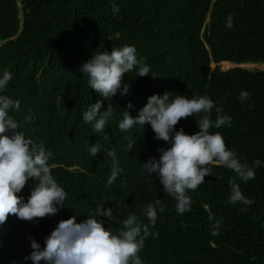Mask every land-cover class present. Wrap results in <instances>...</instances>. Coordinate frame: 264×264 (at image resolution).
<instances>
[{
  "label": "trees",
  "instance_id": "1",
  "mask_svg": "<svg viewBox=\"0 0 264 264\" xmlns=\"http://www.w3.org/2000/svg\"><path fill=\"white\" fill-rule=\"evenodd\" d=\"M125 45L135 47L149 75L125 73L129 94L104 99L79 66L91 55ZM223 61L264 63V0H0V78L5 71L12 74L0 95L20 102L19 111L9 114L18 121V131L51 153V174L67 194L55 216L31 222L9 216L0 225V264H32L24 259L32 251L29 237L43 248L61 219L75 215L80 222L101 205L111 207L116 219H97L114 233L131 214L149 226L138 253L143 264H264V69L211 66ZM241 91L249 93L243 103ZM164 92L206 95L231 117L230 126L210 131L219 132L242 162L261 161L255 179L237 178L243 195L254 203L228 204L229 180L236 174L209 165L212 175L187 193L191 210L177 214L176 201L164 193L157 175L149 177L143 169L150 157L159 158L158 148L168 145L154 138L148 123L127 132L118 128L124 109L135 117L150 95ZM58 96L63 103H57ZM97 100L100 111L112 109L103 132H94L82 118ZM202 115L181 119L176 128L192 134ZM211 119H216L215 108ZM93 144L100 147L95 156L89 151ZM112 149L123 171L108 186ZM35 183L30 179L18 193L25 202ZM157 199L166 207L159 212L157 206L153 226L144 211ZM217 220L222 223L214 236Z\"/></svg>",
  "mask_w": 264,
  "mask_h": 264
},
{
  "label": "clouds",
  "instance_id": "2",
  "mask_svg": "<svg viewBox=\"0 0 264 264\" xmlns=\"http://www.w3.org/2000/svg\"><path fill=\"white\" fill-rule=\"evenodd\" d=\"M226 26L232 27V14ZM133 70L140 77L148 76L150 72L149 66L137 59L136 49L131 45L113 47L110 52L91 55L78 69L87 76L90 88L104 99H110L117 92L121 96L129 94V85L123 77ZM11 75L9 71L3 73L0 91L7 86ZM239 99L245 102L249 99V93L241 91ZM57 103H63L62 96L57 97ZM132 107L129 102L127 108ZM101 108L102 102L97 100L83 113L84 122L92 123L94 132H103L112 115L111 107L107 106L103 111H100ZM214 108L216 119L213 122L211 113ZM19 109L18 100L0 95V225H4L9 216L29 222L36 218L55 216L65 207L67 196L51 174L48 165L51 153L46 152L43 144L33 142L22 131H18L20 125L9 112ZM194 114H203L196 121L198 131L188 134L183 128H176L181 119L193 117ZM30 119L25 117L26 122ZM145 123L150 124L154 138L164 141L168 147L158 148L159 158L150 157L143 163V169L149 177L152 173L157 175L164 193L176 201L177 214L182 215L191 210L192 198L187 193L196 190L206 176L212 175L209 165L222 166L236 174L229 180L231 192L228 204L242 203L247 206L254 203L243 195L237 178L242 182L255 179L254 169L261 165V161L254 160L251 166L242 162L235 151L226 147L219 132L210 131L211 128L231 125V117L223 114L222 106H217L206 95L188 98L179 94L173 96L170 92L152 94L135 117L124 109L118 128L121 132H127L137 125L141 128ZM133 144L129 143L125 151H129ZM89 151L91 156H95L100 152V147L93 144ZM107 155L113 158L107 180V185L111 186L123 169L115 159V149L109 150ZM30 179L36 183L31 187L25 202L18 193L22 192ZM157 206L159 212L165 211L166 206L159 199L149 203L144 211L153 226L157 220ZM97 216L108 221L116 219L111 207L102 205L97 206L95 214L87 215L80 222L76 221L75 215L61 219L45 238L43 248L29 237L32 251L24 259H30L32 264H40L41 261L44 264H143L138 253L150 234L149 226L140 223L137 216L131 214L119 222L122 227L114 233ZM220 223L222 220L214 222L212 235L219 234ZM151 234L154 237L158 235Z\"/></svg>",
  "mask_w": 264,
  "mask_h": 264
},
{
  "label": "rangeland",
  "instance_id": "3",
  "mask_svg": "<svg viewBox=\"0 0 264 264\" xmlns=\"http://www.w3.org/2000/svg\"><path fill=\"white\" fill-rule=\"evenodd\" d=\"M212 67L214 66H219L222 70H227L236 67V64L230 63L227 64L224 61L219 62L217 64L212 63ZM240 66L248 68V69H264V63H259V64H241Z\"/></svg>",
  "mask_w": 264,
  "mask_h": 264
},
{
  "label": "water",
  "instance_id": "4",
  "mask_svg": "<svg viewBox=\"0 0 264 264\" xmlns=\"http://www.w3.org/2000/svg\"><path fill=\"white\" fill-rule=\"evenodd\" d=\"M241 64H236V67H242V66H240Z\"/></svg>",
  "mask_w": 264,
  "mask_h": 264
},
{
  "label": "bare ground",
  "instance_id": "5",
  "mask_svg": "<svg viewBox=\"0 0 264 264\" xmlns=\"http://www.w3.org/2000/svg\"><path fill=\"white\" fill-rule=\"evenodd\" d=\"M225 63L229 64V62H225Z\"/></svg>",
  "mask_w": 264,
  "mask_h": 264
}]
</instances>
